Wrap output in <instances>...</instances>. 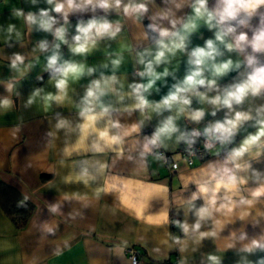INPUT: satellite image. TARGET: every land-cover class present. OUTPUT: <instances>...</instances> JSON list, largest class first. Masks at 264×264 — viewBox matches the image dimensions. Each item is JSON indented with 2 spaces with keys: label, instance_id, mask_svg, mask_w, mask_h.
Instances as JSON below:
<instances>
[{
  "label": "crops",
  "instance_id": "obj_1",
  "mask_svg": "<svg viewBox=\"0 0 264 264\" xmlns=\"http://www.w3.org/2000/svg\"><path fill=\"white\" fill-rule=\"evenodd\" d=\"M190 2L186 0L176 15L190 14ZM212 3L214 0H210V5ZM50 7L46 0H37L36 4L31 0H0V177L33 204V210L21 228L15 227L0 207V264H130L125 252L129 245L142 252L141 264H155L161 259L175 264H212L208 259L210 255L217 256L220 264H243L244 257L255 264L264 257V252L252 255L238 252L242 242L234 241L231 235L235 232L238 237L240 229L248 233L249 239L264 234V196L257 198L251 207H238L226 216L217 214L216 219L222 222V228H217L212 220L202 222L201 231L216 230L215 237H186L175 224L177 220L187 221L190 225L195 222L194 216L177 201L178 197H186L193 190L191 184L187 189L184 187L189 177L195 179L209 161L223 159L224 154L239 146L245 136L255 133L253 122L243 126L232 144L223 149L217 145L208 157L191 166L179 154L181 144L172 145L169 150L161 149L172 160L178 161L176 169H171L164 159H156L153 155H148L146 162H139L140 148L136 141L142 142L143 135H150L163 118L155 114H150L151 119H148L149 114L134 111L130 116L124 113L119 117L126 126L144 121L140 134L133 133L126 138L123 155L109 149L102 153L91 150L92 129L86 127L81 131L76 127L81 123L77 104L87 85L98 78L101 71L110 75V59L117 55L123 57L117 75L125 84V90L128 83L140 82V78L134 75L137 67L135 52L149 47L151 42L143 39L146 30L143 21L135 22L122 13H112L109 19L120 22L121 33L115 39L98 41L97 47L86 57L73 56L68 45L61 44L63 59L83 63L86 68L95 67L97 71L92 76L70 81L68 95L61 102L46 103L44 97L56 95L57 89L50 73L45 75L51 49L41 52L38 45L41 40L50 44L57 41L50 33L30 27L15 12L23 9L26 14ZM165 7L164 0H155V4L149 5L148 16ZM103 14L97 10L96 15ZM91 16V12L69 16L66 25L69 43L76 34L77 22L80 19L86 21ZM161 23L168 26L167 21ZM10 27L11 32L8 31ZM212 37V32L201 27L191 37L189 48L202 46ZM14 54L25 58L24 63L15 69L11 67ZM231 55L236 58L235 54ZM186 60L185 54L178 53L167 67L182 79ZM105 63L109 64L107 69L101 67ZM163 67L158 71H163ZM237 76L232 72L220 79L221 88L233 83ZM174 82L171 76L158 82L149 99L159 101ZM37 89H42L38 96L34 95ZM30 99L31 104L28 103ZM106 101L115 103L116 98L108 96ZM125 103L131 104L132 101L126 100ZM260 105H264V96L254 98L251 104L246 102L240 110ZM192 107L204 108L206 116L199 124L181 116L177 123L182 130L192 127L202 130L208 123L223 119L226 111L221 110L213 117L210 115L211 106L199 103L195 98ZM168 114L164 113V116ZM58 118L69 120L75 131L67 134L64 130L57 131ZM103 126L102 121L99 127ZM50 132L55 135L49 136ZM217 151L219 156L215 155ZM129 156L133 159L130 160ZM250 159L254 168L264 171V154ZM84 167L89 169L88 177L80 176ZM42 175L47 177L42 178ZM256 186L250 181L243 194L251 198L248 190ZM53 204L60 206L56 213L50 210ZM245 211L249 214L241 219ZM47 227L54 231L49 233ZM177 238L181 243L176 242ZM233 243L235 247H229ZM182 245H186L184 251H180Z\"/></svg>",
  "mask_w": 264,
  "mask_h": 264
},
{
  "label": "clouds",
  "instance_id": "obj_2",
  "mask_svg": "<svg viewBox=\"0 0 264 264\" xmlns=\"http://www.w3.org/2000/svg\"><path fill=\"white\" fill-rule=\"evenodd\" d=\"M31 2L36 4L37 0ZM185 2L164 0L166 7L148 16L149 5L155 4V0H46L50 8L26 14L23 9H17L15 15L22 16L36 31L50 33L57 41L50 44L47 40H41L38 45L41 52L51 49L45 70L50 73L57 89L56 95L47 94L44 97L46 103L61 102L68 95L70 81L92 76L97 71L95 67L86 68L83 63L63 59L61 44H67L73 56L86 57L97 47L98 41L115 39L121 33L120 22L109 19L112 13H122L135 22H142L145 18L149 20L143 39L149 40L151 45L135 52L137 67L134 75L140 78V82L128 83L125 90V84L117 75L123 57L117 55L110 59L111 74L106 75L101 71L98 78L89 82L77 104L81 123L76 127L81 131L86 127L92 129L90 135H94V139L90 148L97 153L109 149L123 155L126 138L133 133L140 134L144 127V121L129 126L121 123L120 116L124 113L130 116L134 111L149 114L148 119H151L150 114L163 117L150 135H143L142 142L139 139L136 141L140 148L138 157L141 163L146 162L148 155L163 159L160 150H169L172 145L183 144L187 154L194 156L195 145L201 137L206 151L211 152L217 145L223 149L233 143L246 123L253 122L255 133L245 136L239 146L224 154L223 159L209 161L195 179L189 177L184 187L187 189L191 184L193 190L186 197L181 195L177 198L179 206L186 207L195 222L190 225L187 221L177 220L176 226L186 237L192 235L203 239L215 237L217 231H201L202 222L212 220L217 228H222V222L216 219L217 214L226 216L238 207H251L257 198L264 196V171L254 168L250 159L264 154V105L240 110L246 102L251 104L254 98L264 96V59H261L264 56V0H214L211 5L210 0H191L188 4L191 13L177 16L176 13L185 6ZM97 10L104 14L96 15ZM87 12H91L92 16L86 21L80 19L77 22L76 34L69 43L66 38L69 16ZM162 21H167L168 26H164ZM201 27H206L213 37L206 39L202 46L189 48L191 37ZM8 31L11 32L12 27ZM178 53L187 56L182 79L177 78L176 73L167 67ZM231 54H235L236 58L233 59ZM24 59V56L14 54L11 67L17 68L24 63ZM161 66H165L163 71H158ZM101 67L107 69L109 64L105 63ZM232 72L238 74L237 78L221 88L219 80ZM169 76L175 82L167 94L159 101L150 100L149 96L158 82ZM41 91L37 89L34 95H40ZM108 96H114L116 102H107ZM193 98L211 106L210 115L213 117L217 112L226 110L223 119L208 123L202 130H182L177 123L181 116L197 124L206 116L204 108L192 107ZM126 100L132 103L126 104ZM4 103L7 104V101ZM28 103L31 104L32 100ZM164 113L169 114L164 116ZM102 121L104 126L99 127ZM55 128L57 131L64 130L66 134L75 131L65 118H58ZM48 135L54 136L55 133L50 132ZM215 155L219 156L220 152L217 151ZM129 159L133 157L129 156ZM80 176L88 177L89 169L81 168ZM250 181L257 185L248 190L251 198L243 194ZM65 199L68 197L65 196ZM59 207V204H53L50 210L56 213ZM248 214L245 211L240 218ZM46 230L49 233L54 231L52 227ZM231 235L234 241L242 242L238 252L248 255L264 252V234L249 239L248 233L240 229L238 237L235 232ZM176 242L181 243L179 238ZM185 247L182 245L180 251H184ZM229 247L234 248L235 243ZM208 259L212 264H220V259L215 255H210ZM242 259L243 264H253L246 257ZM255 264H264V257Z\"/></svg>",
  "mask_w": 264,
  "mask_h": 264
},
{
  "label": "trees",
  "instance_id": "obj_3",
  "mask_svg": "<svg viewBox=\"0 0 264 264\" xmlns=\"http://www.w3.org/2000/svg\"><path fill=\"white\" fill-rule=\"evenodd\" d=\"M143 23L146 28L147 24L149 23V20L145 18L143 20ZM48 74L49 72L45 73V75ZM45 177L47 176L42 175V178ZM0 207L17 228H21L26 224L33 210V204L29 200L25 199L17 189L5 183L1 179V177H0ZM177 228L178 227L176 226V229ZM139 252L140 254L142 253L140 249Z\"/></svg>",
  "mask_w": 264,
  "mask_h": 264
},
{
  "label": "built area",
  "instance_id": "obj_4",
  "mask_svg": "<svg viewBox=\"0 0 264 264\" xmlns=\"http://www.w3.org/2000/svg\"><path fill=\"white\" fill-rule=\"evenodd\" d=\"M193 128L196 127H192L189 130H192ZM204 140L201 137L198 141L197 144L195 145V152L196 154L194 156H189L187 154V152L184 150L185 149V145L181 144L178 147V151L179 154L181 156V158L184 159V161L186 162L187 165L191 166L193 164H195L196 162L205 159L206 157H208L211 152H208L204 149ZM163 153V152H162ZM163 159L164 162L166 164H168V166L171 169H176L178 167V161L177 160H172L171 156L167 153H163ZM126 255L130 261V264H141V254L139 252V248L134 246V245H129L126 247L125 249ZM155 264H175L174 262H170L169 260H158L155 262Z\"/></svg>",
  "mask_w": 264,
  "mask_h": 264
}]
</instances>
